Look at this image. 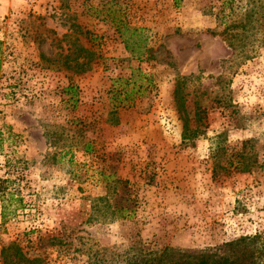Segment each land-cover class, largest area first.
<instances>
[{
	"label": "rangeland",
	"instance_id": "obj_1",
	"mask_svg": "<svg viewBox=\"0 0 264 264\" xmlns=\"http://www.w3.org/2000/svg\"><path fill=\"white\" fill-rule=\"evenodd\" d=\"M0 0V247L41 264H98L164 247L264 241V0ZM113 19L143 28L123 51ZM84 48L92 55L84 71ZM151 85L111 109L130 69ZM203 133L179 143L172 87ZM84 146L88 150L84 151ZM247 161V171L235 165ZM127 180L133 216L100 213ZM19 200V203L16 201Z\"/></svg>",
	"mask_w": 264,
	"mask_h": 264
},
{
	"label": "trees",
	"instance_id": "obj_2",
	"mask_svg": "<svg viewBox=\"0 0 264 264\" xmlns=\"http://www.w3.org/2000/svg\"><path fill=\"white\" fill-rule=\"evenodd\" d=\"M173 6H178L179 0H170ZM111 22L114 26L116 37L122 45L123 51L129 58L141 60L148 58V48L144 46V36H142L143 28L129 26L123 19H113ZM82 53V61L75 62L72 66L67 64V68H73L84 71L86 65L90 62L92 56L90 52L84 48L78 47L74 50L71 60L75 61L77 54ZM182 82L177 80L172 87V101L177 110L178 118L181 121V132L179 143L182 146L190 145V143L203 133L200 124L202 116L196 113L194 124L190 126V118L187 116L183 108V97L180 94ZM151 85V75L141 72L139 69H130L127 75L118 76L111 81L108 87L109 101L111 109L128 108L132 102L146 93L148 86ZM0 138L2 133L0 132ZM84 146V151H87ZM239 171H247L250 164L244 160L235 165ZM7 178H0V219L4 222L9 214L8 209L3 204V199L7 201L11 199V194L7 192ZM118 190L111 202H105L100 207L103 215H107L109 220H126L133 216L134 198L129 190V182L127 180L115 181ZM19 203V200H16ZM0 264H41L38 257L27 258L14 243H8L0 247ZM98 264H264V241L258 236L240 237L228 243H224L213 249H205L200 251H187L164 247L157 251H134L121 260L101 262Z\"/></svg>",
	"mask_w": 264,
	"mask_h": 264
},
{
	"label": "built area",
	"instance_id": "obj_3",
	"mask_svg": "<svg viewBox=\"0 0 264 264\" xmlns=\"http://www.w3.org/2000/svg\"><path fill=\"white\" fill-rule=\"evenodd\" d=\"M25 1H27L28 3H30L32 0H25Z\"/></svg>",
	"mask_w": 264,
	"mask_h": 264
}]
</instances>
